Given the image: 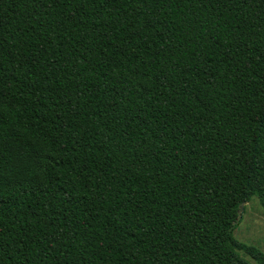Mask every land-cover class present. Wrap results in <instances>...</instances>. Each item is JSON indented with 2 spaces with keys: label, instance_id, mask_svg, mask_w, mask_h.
Wrapping results in <instances>:
<instances>
[{
  "label": "trees",
  "instance_id": "trees-1",
  "mask_svg": "<svg viewBox=\"0 0 264 264\" xmlns=\"http://www.w3.org/2000/svg\"><path fill=\"white\" fill-rule=\"evenodd\" d=\"M264 0H0V264H264Z\"/></svg>",
  "mask_w": 264,
  "mask_h": 264
},
{
  "label": "rangeland",
  "instance_id": "rangeland-1",
  "mask_svg": "<svg viewBox=\"0 0 264 264\" xmlns=\"http://www.w3.org/2000/svg\"><path fill=\"white\" fill-rule=\"evenodd\" d=\"M240 215L241 222L235 231V238L264 253V207L258 199H254L251 203L241 206Z\"/></svg>",
  "mask_w": 264,
  "mask_h": 264
}]
</instances>
